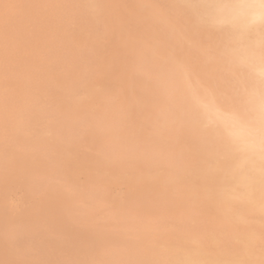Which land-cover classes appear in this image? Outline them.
<instances>
[{
    "label": "bare ground",
    "instance_id": "bare-ground-1",
    "mask_svg": "<svg viewBox=\"0 0 264 264\" xmlns=\"http://www.w3.org/2000/svg\"><path fill=\"white\" fill-rule=\"evenodd\" d=\"M0 149V262L264 264V0H0Z\"/></svg>",
    "mask_w": 264,
    "mask_h": 264
},
{
    "label": "rangeland",
    "instance_id": "rangeland-1",
    "mask_svg": "<svg viewBox=\"0 0 264 264\" xmlns=\"http://www.w3.org/2000/svg\"><path fill=\"white\" fill-rule=\"evenodd\" d=\"M41 95H43V96H41ZM41 95H39L38 96V98H39V104H40V108L42 109V108H45V107H50V106H53V104L55 103V101H54V99H52V95H50V94H41ZM47 97H48V99H47ZM54 98V97H53ZM42 99L43 100H46V102L45 101H42ZM45 103H46V105H45ZM36 117V116H35ZM36 119V118H35ZM33 120L34 121V123L32 124V128H31V132L32 133H35V132H37L38 131V129L40 130V128L41 127H45L44 125H46V123H47V120L46 119H44V121L42 122V123H39L38 121L40 120H38L37 119V122L39 123H35L36 122V120ZM38 124V125H37ZM24 127V130H25V132H26V130H28L25 134H26V136H33V134L32 133H30V130L29 129H27V128H29V127H31V125H25V126H23ZM35 127H38V129H36ZM40 127V128H39ZM29 136H28V138H29ZM7 137V136H6ZM8 138L9 137H7L5 140V142H6V144H7V142H9L8 141ZM10 140V139H9ZM1 150V149H0ZM2 152V150L0 151V153ZM124 191V188L123 187H121V186H116V187H114V192L115 193H122ZM20 194V195H19ZM19 197V198H18ZM13 198V200L14 201H12L11 199ZM18 198V199H17ZM21 198H22V192L21 191H14L12 194H11V198H10V201H12L13 203V205L14 206H16L17 204H19L20 203V200H21ZM16 202H19V203H16ZM16 204V205H15ZM18 210V211H17ZM14 213H13V215H11V216H9L8 217V220L10 221V222H17V221H19V222H21V221H23V220H25L26 218H28V216H29V212H30V206L27 204H23V205H21V206H19L18 207V209H17ZM26 211V212H25ZM13 220H15V221H13ZM8 221V222H9ZM9 222V223H10ZM66 238H69V236H67ZM0 239H2L1 237H0ZM34 249V248H33ZM2 250H3V247H2V245L0 244V253L2 252ZM33 251H35V249L33 250ZM35 253V252H34ZM71 254H73V253H71ZM70 255V254H69ZM63 261H67L65 258H63V259H60V261H58V262H56L57 264H66V262H63ZM63 262V263H62ZM55 263V264H56ZM0 264H5V263H3V262H0ZM50 264H54V263H50Z\"/></svg>",
    "mask_w": 264,
    "mask_h": 264
}]
</instances>
